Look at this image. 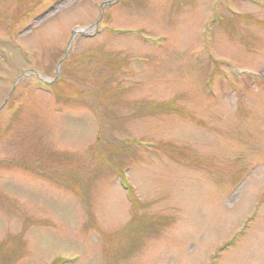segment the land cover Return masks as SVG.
I'll use <instances>...</instances> for the list:
<instances>
[{
    "label": "rangeland",
    "instance_id": "obj_1",
    "mask_svg": "<svg viewBox=\"0 0 264 264\" xmlns=\"http://www.w3.org/2000/svg\"><path fill=\"white\" fill-rule=\"evenodd\" d=\"M106 1L0 0V264H264V0Z\"/></svg>",
    "mask_w": 264,
    "mask_h": 264
},
{
    "label": "water",
    "instance_id": "obj_2",
    "mask_svg": "<svg viewBox=\"0 0 264 264\" xmlns=\"http://www.w3.org/2000/svg\"><path fill=\"white\" fill-rule=\"evenodd\" d=\"M109 2H110V1H107L106 3H109ZM81 31H82V30H81ZM77 32H79V31H77V30H74V31H73L72 37H71V39H70V41H69V44L72 42L73 37H74V35H75Z\"/></svg>",
    "mask_w": 264,
    "mask_h": 264
}]
</instances>
